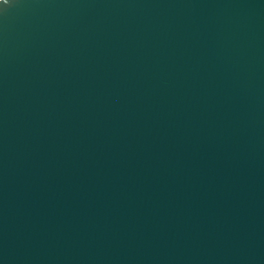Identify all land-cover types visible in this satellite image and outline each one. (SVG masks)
I'll use <instances>...</instances> for the list:
<instances>
[{
    "label": "water",
    "instance_id": "95a60500",
    "mask_svg": "<svg viewBox=\"0 0 264 264\" xmlns=\"http://www.w3.org/2000/svg\"><path fill=\"white\" fill-rule=\"evenodd\" d=\"M0 264H264V0H0Z\"/></svg>",
    "mask_w": 264,
    "mask_h": 264
}]
</instances>
